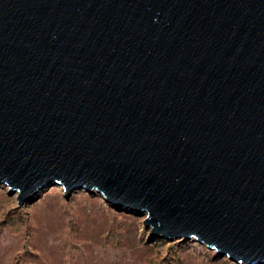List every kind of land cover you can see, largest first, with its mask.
I'll list each match as a JSON object with an SVG mask.
<instances>
[{
    "label": "water",
    "instance_id": "95a60500",
    "mask_svg": "<svg viewBox=\"0 0 264 264\" xmlns=\"http://www.w3.org/2000/svg\"><path fill=\"white\" fill-rule=\"evenodd\" d=\"M264 264V0H0V183H57Z\"/></svg>",
    "mask_w": 264,
    "mask_h": 264
},
{
    "label": "rangeland",
    "instance_id": "374dc122",
    "mask_svg": "<svg viewBox=\"0 0 264 264\" xmlns=\"http://www.w3.org/2000/svg\"><path fill=\"white\" fill-rule=\"evenodd\" d=\"M44 186L19 204L0 183V264H243L195 238L170 237L146 214L94 191Z\"/></svg>",
    "mask_w": 264,
    "mask_h": 264
}]
</instances>
